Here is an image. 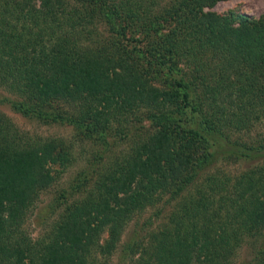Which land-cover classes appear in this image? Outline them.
I'll return each instance as SVG.
<instances>
[{
    "label": "trees",
    "instance_id": "trees-1",
    "mask_svg": "<svg viewBox=\"0 0 264 264\" xmlns=\"http://www.w3.org/2000/svg\"><path fill=\"white\" fill-rule=\"evenodd\" d=\"M218 1L0 0V88L16 98L12 110L82 140L125 142L88 163L71 185L81 198L34 240L27 216L74 154L0 113V264H100L165 193L183 194L169 228L125 246V264H230L245 237L261 234L264 166L235 180L199 174L219 149L264 159L263 142L241 140L264 119V16L204 11Z\"/></svg>",
    "mask_w": 264,
    "mask_h": 264
},
{
    "label": "rangeland",
    "instance_id": "rangeland-1",
    "mask_svg": "<svg viewBox=\"0 0 264 264\" xmlns=\"http://www.w3.org/2000/svg\"><path fill=\"white\" fill-rule=\"evenodd\" d=\"M160 4L163 5V1ZM204 11L225 17L234 13L258 20L264 16V0H222L216 2L212 7L205 8ZM235 26H238V23H235ZM11 100H16V98L8 91L0 88V113L12 120L21 132L35 139H63L71 146L74 154L73 166L51 188L40 193L38 201L27 216L26 228L30 237L35 240L42 238L52 229L53 222L57 220L62 209L70 204L69 202L81 198V196L71 197V185L74 186L76 181L81 178L80 173L87 168L88 163L93 162L98 155L113 157L114 154L119 153L124 148L125 142L115 143V140H119L120 137H115V134L106 136L107 141L82 140L75 129L70 126L62 124L45 125L15 113L11 108ZM52 109L71 111L67 105H55ZM142 126L141 131L149 127L150 124L145 122L142 123ZM241 140L250 144L264 143V119L253 127L249 135L242 136ZM221 150H218L217 161L214 165L203 172H199L201 178L208 174L224 172L235 180L247 171L264 166V159L229 160ZM181 197L183 198V194L175 198L172 193L162 194L155 205L135 216L126 225L117 250L111 257L101 258L100 264H125V259L122 256V250L125 246L137 243L145 244L149 234L158 227L163 229V227L168 226L169 228L170 216L176 207L175 205L181 201ZM54 208L57 211L54 212ZM108 237V231H106L101 235L100 242L103 243ZM261 258H264V230L257 237H245L230 264H257Z\"/></svg>",
    "mask_w": 264,
    "mask_h": 264
}]
</instances>
